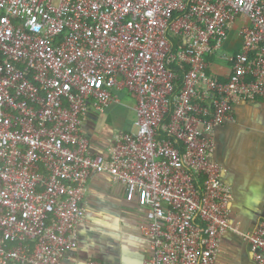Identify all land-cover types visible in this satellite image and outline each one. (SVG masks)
I'll list each match as a JSON object with an SVG mask.
<instances>
[{
  "label": "built area",
  "instance_id": "obj_1",
  "mask_svg": "<svg viewBox=\"0 0 264 264\" xmlns=\"http://www.w3.org/2000/svg\"><path fill=\"white\" fill-rule=\"evenodd\" d=\"M214 52L231 65L223 80ZM116 93L134 96L135 130L103 156L84 121ZM263 95L264 0H0V264H64L93 173L143 210L142 264H215L232 201L215 130ZM242 237L264 264V219Z\"/></svg>",
  "mask_w": 264,
  "mask_h": 264
},
{
  "label": "crops",
  "instance_id": "obj_2",
  "mask_svg": "<svg viewBox=\"0 0 264 264\" xmlns=\"http://www.w3.org/2000/svg\"><path fill=\"white\" fill-rule=\"evenodd\" d=\"M245 15L236 17L222 44V52H239L241 27L248 24ZM208 70L223 80L230 63L214 52L207 57ZM117 101L103 111L90 110L84 131L93 153L107 156L108 148L119 132L134 131L135 99L129 93H116ZM233 121L215 130L213 157L231 186V229L223 236L215 264H254L242 233L264 219V95L252 102L240 101L232 108ZM84 221L79 225L77 247L64 264L88 257L102 264H142L148 253L141 237L143 210L134 201H126L123 186L106 173H93L83 199ZM234 229V230H233Z\"/></svg>",
  "mask_w": 264,
  "mask_h": 264
},
{
  "label": "trees",
  "instance_id": "obj_3",
  "mask_svg": "<svg viewBox=\"0 0 264 264\" xmlns=\"http://www.w3.org/2000/svg\"><path fill=\"white\" fill-rule=\"evenodd\" d=\"M174 69L176 70H178V72H179V74H181L180 72H181V68L180 67H178V68H176V67H174ZM183 69V68H182ZM183 71V70H182Z\"/></svg>",
  "mask_w": 264,
  "mask_h": 264
},
{
  "label": "rangeland",
  "instance_id": "obj_4",
  "mask_svg": "<svg viewBox=\"0 0 264 264\" xmlns=\"http://www.w3.org/2000/svg\"><path fill=\"white\" fill-rule=\"evenodd\" d=\"M110 107V106H109ZM109 107H107L106 109H109Z\"/></svg>",
  "mask_w": 264,
  "mask_h": 264
}]
</instances>
